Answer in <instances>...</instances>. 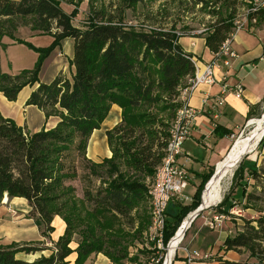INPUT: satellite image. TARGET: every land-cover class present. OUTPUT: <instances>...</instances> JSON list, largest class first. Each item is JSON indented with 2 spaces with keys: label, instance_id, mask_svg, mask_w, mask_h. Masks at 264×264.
<instances>
[{
  "label": "trees",
  "instance_id": "1",
  "mask_svg": "<svg viewBox=\"0 0 264 264\" xmlns=\"http://www.w3.org/2000/svg\"><path fill=\"white\" fill-rule=\"evenodd\" d=\"M119 1L134 10L147 0ZM179 1H187L192 8L199 6L198 14L211 19L198 35L204 36L205 46L212 53L219 51L234 33L242 10H248V29L264 25L262 0ZM20 27L53 40L44 49L28 44L38 53L33 69L17 74L0 70V93L14 101L23 88L36 85L26 105L37 107L46 119L55 117L57 121L50 129L30 133L0 113V200L4 196L24 199L30 208L28 216L42 236L54 231L55 217H60L65 226L53 252L33 262L17 254L43 249L0 242V264H68L71 254H75L73 264H85L93 254H102L111 264H146L156 257L155 242L149 240L152 249H139L134 242L152 226L149 190L165 158L170 127L180 107V90L195 72L193 55L179 43L189 32L177 31L174 25L126 26L115 22L103 9L95 12V22L80 29L54 0H0V51L4 48L1 40H16ZM66 38L73 40L68 72H59L49 83L38 82L43 58ZM113 105L121 109V119L105 133L111 156L92 162L86 157L88 141L101 128ZM262 156L259 163L254 161L245 168L243 183V175L238 179V203L243 205L240 210H254L259 216L248 220L239 217V225L230 214L238 205L232 203L224 209L225 203L220 202L212 207L217 213L231 216L236 226L235 232L223 239L222 250L239 257L246 253L247 259L235 262L217 257L216 264H264ZM77 160L82 161L87 180H100L95 190L86 187L82 198L69 184L78 176ZM212 173L204 176L191 203L178 202L174 213L167 212L164 244L182 219L200 205L202 186ZM75 237L78 240L70 246ZM133 247L135 253L130 251Z\"/></svg>",
  "mask_w": 264,
  "mask_h": 264
},
{
  "label": "crops",
  "instance_id": "2",
  "mask_svg": "<svg viewBox=\"0 0 264 264\" xmlns=\"http://www.w3.org/2000/svg\"><path fill=\"white\" fill-rule=\"evenodd\" d=\"M61 41L60 45L54 48V51L57 53L56 60L51 62L54 72L50 80L43 81V83H49L59 72L67 73L69 70V67L67 69L66 65L73 55V40L66 38ZM179 43L186 52L193 55V62L199 66L213 59V53L205 46L203 35H188L180 38ZM229 47H231L238 57L229 60V66L223 64L225 57L217 60V68L214 69V74L218 82L212 86H198L189 98L188 104L196 109L198 113L195 117L190 136L182 145V154L177 159L188 170L190 177L189 186H192L193 189L192 192L186 193L190 196L194 195L202 178L216 170V167L226 157L230 149V146L227 147V143L230 142L231 145V140L233 139L231 137L237 134L249 121L255 122L264 109V25L255 29H248L244 26L235 31L231 36ZM63 49L65 50L64 52L62 51ZM237 84H240L243 88L241 97L237 98L231 90L227 91L223 96L225 104L217 110L219 113L218 117L213 118L215 111L212 106L220 95L223 85L228 86L229 89H233ZM26 88L27 86L19 92V94L22 92L23 96L21 95L20 97L18 94L14 101H8L0 93V105L4 107V111L0 108L1 115L4 118L13 120L17 126L30 133L40 131L43 128L50 129L54 127L57 121L55 117L46 119L44 113L37 107L26 105V101L34 89L24 91ZM204 101H206L205 104L203 103ZM120 119L121 109L115 105L111 106L109 115L101 124V128L95 130L88 141V144H91L94 150V156H89L87 145V159L99 163L102 159H108L111 156V152L107 148L105 133L117 125ZM16 200L18 199H9V206L14 201L16 202ZM175 205L173 202L172 208ZM29 209L27 202L24 207L16 206L13 207V210L12 208L8 209L1 202V243L9 244L14 242L23 245L26 242L29 245V242L41 238V233L34 221L29 216L27 217ZM15 210L19 211L18 217H15L17 214ZM52 226L54 227L52 238L56 242L58 237L62 235L65 225L60 217H55ZM225 227L224 224L223 229ZM218 232L220 234L219 247L214 249V245H211L209 250L206 251L212 257L205 260V262H192V264H216L215 260L217 257L235 262L240 259L236 253L224 252L222 250L223 239L231 233L230 230ZM183 248L188 251L186 247ZM35 253H19L17 257L27 262H33L41 257L38 254L39 252ZM185 256L186 253L182 249L177 251L176 263L174 262L173 264H184ZM74 258L75 254H71L67 258L68 264H73ZM85 264L111 263L102 254H93L87 258Z\"/></svg>",
  "mask_w": 264,
  "mask_h": 264
},
{
  "label": "rangeland",
  "instance_id": "3",
  "mask_svg": "<svg viewBox=\"0 0 264 264\" xmlns=\"http://www.w3.org/2000/svg\"><path fill=\"white\" fill-rule=\"evenodd\" d=\"M57 4L61 6L64 12L69 16L73 25L80 29H86L95 22V12L100 11L103 9L105 14L110 17L114 18L115 22H119L120 24H124L126 26H137V27H146L148 25L158 26L159 24H163L166 26L174 25L177 31L187 30L189 34L187 36H193L196 34L197 36L200 31L205 29L207 24L211 21V19L204 15L198 14L199 6L192 8L190 4H180L179 0H147L143 7L136 8L134 10H129L120 3L119 0H54ZM264 4V0H262ZM248 10H242L240 16L237 18V26L239 24H243V27L246 26V15ZM146 17V18H145ZM16 40H20L26 43H17L16 40H12L8 37H4L1 42L4 48L0 51V65L1 69L4 73L8 74H17L22 70L33 69L35 63L38 59V53H36L33 49L29 47V45L35 47L36 49H44L51 45L53 38L49 35H40L36 32H32L27 27H20L17 32L15 33ZM62 41H60L61 43ZM29 44V45H28ZM60 45V44H59ZM65 51L64 49L62 50ZM56 51L54 49L42 60L41 68L38 74V82L43 83V81L50 80L54 69L52 68L53 65L51 62L56 60ZM67 69L69 67V63H67ZM36 85L27 86L24 91L27 89H33ZM35 89V88H34ZM33 89V90H34ZM22 93V92H21ZM18 96L21 97L22 94ZM25 93V92H24ZM23 96V95H22ZM0 108L4 111V107L0 105ZM264 113V109L262 114ZM261 117V114H260ZM259 117V118H260ZM258 119V117L256 118ZM253 122L251 121L250 124L245 125L237 134L234 135L233 139L227 143V147L230 146L229 151L235 146L236 142L246 136L248 132L251 131L250 128H253ZM171 123V122H170ZM228 151V152H229ZM205 152V150H203ZM88 154L90 157L94 156V150L91 144H88ZM228 154V153H227ZM262 155H264V136L258 141V144L255 150L245 155L241 158V160L237 163L235 168L232 170L231 173L227 175L224 180L222 181L221 185V197L219 201L213 205H209V207L205 208L199 216L191 223L190 227L186 231L183 240L181 242L180 247H186L190 253H199L201 256L207 254L206 251L209 250L211 245H214V249L219 247L220 244V234L218 231H225L230 230L233 234L236 230L235 223L241 224L242 219H256L259 216L254 210H247V211H240L243 208V205L238 203V199L240 198V187L239 185V175H243L241 179V183L246 180V167L250 166V163L257 161L258 163L262 159ZM82 161L77 160L76 167H77V178L74 181H70L69 184L75 187L76 195L79 198L83 196V190L86 187H89L91 190H95L100 186V180L97 178H90L87 180L86 171L83 168ZM215 174V170L212 173V176ZM211 176V177H212ZM231 176V177H230ZM242 177V176H241ZM204 178V177H203ZM200 181V183L203 181ZM227 179V180H226ZM211 178L208 180L210 181ZM89 181V183H88ZM208 183V182H207ZM202 186V192L200 196V204L202 199V194L205 189L206 184ZM210 185V184H209ZM208 185V186H209ZM192 186H189L186 192H192ZM14 199V198H13ZM16 202L10 204L8 202V198L4 197L1 202L7 206L8 209L13 210V207L19 206L24 207L26 202L21 199L17 198ZM8 202V203H7ZM220 202L225 203L223 208L228 209L230 204L234 203L238 205V207H234V214L232 216L236 217V222L234 223L231 216L224 217L222 224L217 229H210L209 221L214 217V215H218V213L210 207L214 205H218ZM174 204H178L175 202ZM200 205H198L197 209ZM264 208V204H263ZM196 209V210H197ZM195 210V211H196ZM16 211V210H15ZM176 208H172V202L168 204L167 212L174 213ZM193 211V210H192ZM15 217H18L19 211H16ZM189 214V213H188ZM187 214V215H188ZM186 215V217H187ZM28 217V214H27ZM151 217V215H150ZM184 217L182 221L186 218ZM241 217V218H239ZM186 220V219H185ZM182 223L184 225L185 223ZM225 224V229L223 226ZM151 228V227H150ZM149 228L148 233H144V236L141 240L135 241L134 244L139 248L142 249L146 247L148 249H152L153 246L149 247V240L150 241H159L157 238L152 239L151 231ZM181 230V229H179ZM78 240V237L74 238V242L70 245H75V242ZM26 244V242H24ZM55 241L52 238V233L47 234L46 236H42L39 239L29 242L34 246L43 249L38 254L44 257H48L54 249ZM20 245L21 243H17ZM136 248L133 247L130 249L132 253H135ZM36 254V253H35ZM151 259L147 260L146 264H151ZM247 254H243L240 256V260H246ZM195 263L205 262V260H197L194 261ZM176 263V262H175Z\"/></svg>",
  "mask_w": 264,
  "mask_h": 264
},
{
  "label": "built area",
  "instance_id": "4",
  "mask_svg": "<svg viewBox=\"0 0 264 264\" xmlns=\"http://www.w3.org/2000/svg\"><path fill=\"white\" fill-rule=\"evenodd\" d=\"M242 27L243 24H239L235 31L239 30ZM231 36L230 38L224 41V47L221 48V51H217L213 53V59L211 61L200 66L197 63H194L195 72L191 77L188 78V87L187 86L184 87L182 102L180 103V107L178 108L181 109V115H183L182 117L183 124L179 125V127H174V130H172L173 138H177L176 151H169V154L167 155V159H165L166 160L165 167H163V169L157 173L158 186L157 188L153 189V193L158 194L159 211L161 212V215H163L164 228L167 219V207L170 202L172 203L192 202V196L186 193V189L189 186V181H190L188 170L186 166L180 164L177 159L182 154V145L184 141L189 138L191 130L194 125L195 117L197 116L198 113L196 109H194L193 107L190 106V104H188L189 98L192 95V93L195 91L194 89H196L198 86L200 85L212 86L218 82L214 74V69L217 68V60H219L222 57H225V61L223 62V64L225 66H229L230 63L229 60L236 59L238 57L237 54L231 49V47H229ZM229 90H231V92L237 98L241 97L243 92V88L240 84L235 85L233 89H229L228 86L223 85V87L221 88L220 95L216 98V101H214V104L212 106L213 110L215 111L213 118L218 117L219 113L217 110L225 104V99L223 96ZM203 103L205 104L206 101H204ZM233 137L234 135L231 138ZM202 199H203V194H202ZM215 206L216 205H214L213 207ZM234 209L232 208L230 210L231 215L234 214ZM194 212L195 211L190 212L186 217L188 218L190 214L192 213L194 214L193 218L190 220V223H192L199 216V215L196 216ZM224 217H228V216L220 213H218V215H214L211 221H209L208 227L210 229L219 228L220 225L222 224V221L224 220ZM183 221L177 227L176 231L174 232V235L168 241H166L167 242L166 244L163 243V235L161 236V239L159 241H154L156 257L151 259V264H173L177 258V251L181 249L186 253L184 264H192V262L194 261L208 260L212 257L210 253L201 256L199 253L188 252L185 248L180 247L183 239L178 244V246L173 249L172 253L169 254L170 241H172L173 238H175L177 231L179 230V227L182 226Z\"/></svg>",
  "mask_w": 264,
  "mask_h": 264
},
{
  "label": "bare ground",
  "instance_id": "5",
  "mask_svg": "<svg viewBox=\"0 0 264 264\" xmlns=\"http://www.w3.org/2000/svg\"><path fill=\"white\" fill-rule=\"evenodd\" d=\"M224 47V44L222 45ZM221 47V48H222ZM221 48L219 51H221ZM187 87H188V79H187ZM183 89L180 90L179 98L178 100L180 103L182 102V95H183ZM183 115H181V109H178L175 115V118L172 121L170 132H169V140L167 142V147L165 150V158L163 159L162 164L158 167L152 185L149 190V197H150V215H151V237L152 239L157 238L158 240L161 239L162 232L164 226H163V215H161V212L159 211V199L158 194L153 193V189L157 188L158 186V172L165 167V162L167 159V155L169 154V151H176V145H177V138H173V132L174 127H179V125L183 124ZM253 128H250L251 131L248 132L246 136L239 139L235 146L228 152L226 157L221 161V163L216 167L215 175L213 181L210 183L209 181L206 185V188L203 193V200H202V208L208 207L209 205H213L216 202L219 201V198L221 197V183L224 180V178L229 175L232 170L235 168L237 163L241 160L242 157H244L247 154L252 153L257 144L258 141L261 140V138L264 136V114L262 117L257 119L253 123ZM233 173V172H232ZM231 173V175H232ZM231 177V176H230ZM227 180V179H226ZM223 184V183H222ZM6 197V196H5ZM194 214H190L188 218H186L184 225L179 227L177 231V234L175 238H173L172 241H170V248H169V254L172 253L173 249L178 246V244L183 239V235L186 232V230L190 227V220L193 218ZM184 222V221H183Z\"/></svg>",
  "mask_w": 264,
  "mask_h": 264
},
{
  "label": "water",
  "instance_id": "6",
  "mask_svg": "<svg viewBox=\"0 0 264 264\" xmlns=\"http://www.w3.org/2000/svg\"><path fill=\"white\" fill-rule=\"evenodd\" d=\"M263 116V114H261V117ZM248 124H250V123H248ZM215 175V174H214ZM214 175L211 177V179L214 177ZM209 182V181H208ZM207 185V184H206ZM205 188H206V186H205ZM205 190V189H204ZM204 192V191H203ZM202 201V200H201ZM202 202H201V204H200V206H199V208L194 212L195 213V215L196 216H198L206 207H204V208H202Z\"/></svg>",
  "mask_w": 264,
  "mask_h": 264
}]
</instances>
